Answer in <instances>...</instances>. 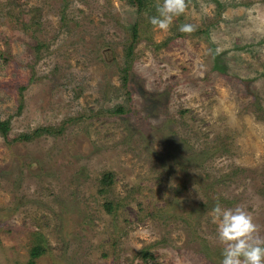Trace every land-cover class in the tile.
I'll list each match as a JSON object with an SVG mask.
<instances>
[{"label": "rangeland", "instance_id": "1", "mask_svg": "<svg viewBox=\"0 0 264 264\" xmlns=\"http://www.w3.org/2000/svg\"><path fill=\"white\" fill-rule=\"evenodd\" d=\"M143 1L0 0V264H220L216 203L264 236V0Z\"/></svg>", "mask_w": 264, "mask_h": 264}, {"label": "clouds", "instance_id": "2", "mask_svg": "<svg viewBox=\"0 0 264 264\" xmlns=\"http://www.w3.org/2000/svg\"><path fill=\"white\" fill-rule=\"evenodd\" d=\"M186 7V0H162L156 4L157 15L148 17V22L154 29L166 32ZM193 30L191 24L178 26L182 34ZM210 215L222 248L220 264H264V236L259 234L253 216L243 206L224 208L216 203Z\"/></svg>", "mask_w": 264, "mask_h": 264}, {"label": "trees", "instance_id": "3", "mask_svg": "<svg viewBox=\"0 0 264 264\" xmlns=\"http://www.w3.org/2000/svg\"><path fill=\"white\" fill-rule=\"evenodd\" d=\"M187 1V0H186ZM127 5L129 7H135L138 11H141L143 9V7L145 6V3L143 0H127ZM179 36H183V35H179ZM138 41V35L136 32V26L133 27V33H132V37L130 40V43L128 45V47L126 48L125 51V57L127 59L126 63L127 65L122 69L123 75H122V82H123V87L126 88L127 87V82H128V72H129V66H128V59H130V56L132 55V51L133 48L135 46V44ZM121 112V110H118ZM45 133L47 134H53V131L50 129H44L43 130ZM9 132H10V119H5V120H0V136L6 141L7 144H10L11 142H21V141H28L30 140L29 136H24V137H20L18 139H15L13 141L9 140ZM38 133H36L37 135ZM220 154V153H218ZM217 149L215 147H210L205 149L203 152L199 153V155L195 156H191L187 161H191L195 162L197 159L201 158V162L198 163L197 166L202 165L204 162L206 161H210L212 159H214L217 155ZM112 174L110 173H106L103 175L102 179H101V188L102 190H106L109 186L112 185ZM104 208L106 209V211L111 214L114 212V206L111 203H105L104 204ZM46 253V249L39 246V245H35L34 247L31 248L30 250V260H29V264H35V262L40 259L42 256H44V254ZM141 258L143 260L144 263L147 264H154L152 263L154 257L149 254L148 252H142L141 254Z\"/></svg>", "mask_w": 264, "mask_h": 264}]
</instances>
